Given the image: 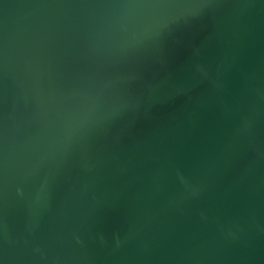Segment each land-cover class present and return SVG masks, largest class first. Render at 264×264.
I'll use <instances>...</instances> for the list:
<instances>
[{
    "label": "water",
    "instance_id": "water-1",
    "mask_svg": "<svg viewBox=\"0 0 264 264\" xmlns=\"http://www.w3.org/2000/svg\"><path fill=\"white\" fill-rule=\"evenodd\" d=\"M0 264H264V0H0Z\"/></svg>",
    "mask_w": 264,
    "mask_h": 264
}]
</instances>
